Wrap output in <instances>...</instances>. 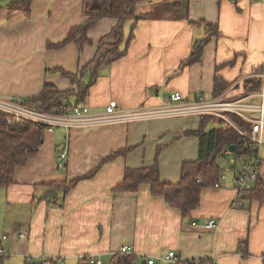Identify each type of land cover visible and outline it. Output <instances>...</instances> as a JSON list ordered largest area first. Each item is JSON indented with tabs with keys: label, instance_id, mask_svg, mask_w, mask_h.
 Returning a JSON list of instances; mask_svg holds the SVG:
<instances>
[{
	"label": "crops",
	"instance_id": "obj_1",
	"mask_svg": "<svg viewBox=\"0 0 264 264\" xmlns=\"http://www.w3.org/2000/svg\"><path fill=\"white\" fill-rule=\"evenodd\" d=\"M19 1L0 0V97L27 99L46 84L70 89L72 82L62 71L75 74L88 66L117 21L99 20L82 50L76 41L49 47L83 25L100 0H32L29 13H10L8 6ZM135 13L137 19L125 26L126 36L133 33L127 53L98 68L79 103L93 114H103L111 100L125 109L162 106L175 91L185 100L197 94L211 98L217 79L225 92L241 97L247 94L245 83L264 71V3L259 0H145ZM206 24L217 25L218 34L201 59L189 64L195 44L208 36ZM92 74L87 69L83 80L90 81ZM69 101L76 104L77 98ZM200 118L47 130L39 153L16 169L11 185L0 188L5 264H24L29 256L65 264L95 256L106 264L125 246L140 260L175 251L182 260L264 264V201L243 198V206H237L231 173L222 187L203 188L199 206L186 215L164 196H154L147 184L134 192L116 190L126 168L150 166L157 156L161 179L179 182L183 164L201 155L200 138L187 134L200 128ZM67 142L68 158L59 169L57 156ZM95 170L65 191V181ZM57 182L61 185L50 186ZM48 188L58 197L42 198ZM212 219L218 225L208 228ZM23 231L26 238L20 237Z\"/></svg>",
	"mask_w": 264,
	"mask_h": 264
},
{
	"label": "trees",
	"instance_id": "obj_2",
	"mask_svg": "<svg viewBox=\"0 0 264 264\" xmlns=\"http://www.w3.org/2000/svg\"><path fill=\"white\" fill-rule=\"evenodd\" d=\"M32 0H22L11 3L8 6L10 13L24 12L29 13ZM145 0H100L97 10L87 13V20L81 26L71 30L65 40L60 44H49V47H56L66 44L70 41H76L79 50H82L84 44L89 42L88 31L101 19L105 17L114 18L117 23L111 32L102 38L98 45V50L93 61L77 73L62 71L63 76L69 78L72 86L68 90H59L53 84H46L42 92L27 99H22L28 107H34L47 113L69 112L75 105H79L88 95L89 88L98 76V68L108 65L122 58L128 51L129 44L133 38L131 32L129 36L125 34V26L130 21H135L136 6L139 2ZM208 36L194 46L193 53L187 62L194 63L201 59L205 45L212 36L218 34V26L206 24ZM92 70L90 81L85 82L83 76L85 71ZM264 70V69H263ZM245 93L257 92L262 89V79L255 77L247 81L244 85ZM227 87L216 80V89L214 96L225 92ZM70 97H76V104H72ZM215 117L203 116L200 118V128L188 131V135H195L200 138L201 155L196 161L185 162L182 166V174L179 182L169 183L161 179L160 161L157 156L155 163L150 166L138 168H126L123 181L117 185L116 190L120 192H134L143 184L150 186L154 196H164L167 203L172 207L179 209L183 215L188 214L197 208L201 202V193L203 188L212 186L220 182L222 174L223 153L231 146L236 147V155L244 152V138L238 129L221 126L210 131L205 130L207 124ZM217 119V118H216ZM220 122L225 123L223 120ZM234 121L241 131H250V124L234 117ZM47 126L31 120L25 122H15L13 115L0 110V188L7 187L14 182L16 169L25 165L34 158L40 151L43 144L44 135ZM127 149L111 154L105 159L110 160L125 153ZM98 170V168H97ZM73 178L65 181V191L82 179L89 178L95 172ZM198 179L200 181L198 182ZM60 183H53L51 187ZM247 200L264 201V172L261 173L254 188L248 193ZM246 242H242L243 247ZM139 261L141 263H139ZM0 264H5V255L0 253ZM24 264H42V262L33 259ZM49 264H59L58 260L51 259ZM79 264H91L88 260L79 261ZM106 264H148L145 259L135 254L118 252L113 255ZM167 264H216L211 259L199 260H179Z\"/></svg>",
	"mask_w": 264,
	"mask_h": 264
},
{
	"label": "built area",
	"instance_id": "obj_3",
	"mask_svg": "<svg viewBox=\"0 0 264 264\" xmlns=\"http://www.w3.org/2000/svg\"><path fill=\"white\" fill-rule=\"evenodd\" d=\"M264 3V0H259ZM262 79V89L258 93H250L241 97H234L228 92H222L211 98L204 94H197L193 100H185L182 93H171L162 106H140L135 109L122 108L116 100H111L103 114H93L88 106L75 105L69 112L47 113L28 107L22 99L13 97H0V110L13 115L15 122L23 123L31 120L47 126V130L53 131L58 127L70 130L73 127H96L114 123H130L171 117L187 116H211L223 120L226 125L238 129L244 138V152L237 156L236 149L233 152L227 149L222 158L226 165L222 166L220 182L215 188L222 187L229 173L233 175L234 190L236 193L234 203L243 206V195L248 194L255 186L263 172V146H264V71L258 74ZM259 99V101L257 100ZM234 117L250 124V131H241L234 121ZM69 154V142L59 151L57 167L64 168ZM200 179H198V182ZM218 225L216 219H212L207 227L215 228ZM7 236L5 235L4 238ZM21 238L27 237V232L20 234ZM123 253L133 254L132 247L125 246ZM148 264H167L181 260L177 252L170 251L163 258L143 257ZM26 261H32L29 256ZM42 264H49L51 258L45 256L35 259ZM59 264H65L61 259ZM88 260L91 264H105L95 256H84L80 261Z\"/></svg>",
	"mask_w": 264,
	"mask_h": 264
},
{
	"label": "rangeland",
	"instance_id": "obj_4",
	"mask_svg": "<svg viewBox=\"0 0 264 264\" xmlns=\"http://www.w3.org/2000/svg\"><path fill=\"white\" fill-rule=\"evenodd\" d=\"M207 97V96H206ZM209 97V96H208ZM225 125V123H223V122H220L219 121V119H216V118H214V119H212L208 124H207V126H206V131H210V130H212V129H216V128H219V127H221V126H224ZM226 164V161H225V159H221L220 160V164ZM262 170H263V172H264V146H263V166H262ZM262 172V173H263ZM8 212L10 213V210H8ZM3 216V213H2V211H0V217H2ZM22 216H23V213L21 214V216H20V218L22 219ZM4 242V241H3ZM12 259H16V258H12ZM18 260V259H17ZM11 264V263H10Z\"/></svg>",
	"mask_w": 264,
	"mask_h": 264
},
{
	"label": "water",
	"instance_id": "obj_5",
	"mask_svg": "<svg viewBox=\"0 0 264 264\" xmlns=\"http://www.w3.org/2000/svg\"><path fill=\"white\" fill-rule=\"evenodd\" d=\"M230 149L235 152V149L236 147L235 146H231ZM58 197V192L53 189V188H48L45 193L43 194L42 198H51V199H54V198H57ZM249 197V194H244L243 195V198H248Z\"/></svg>",
	"mask_w": 264,
	"mask_h": 264
}]
</instances>
